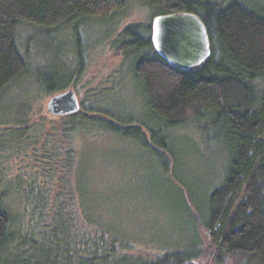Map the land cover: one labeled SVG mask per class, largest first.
I'll use <instances>...</instances> for the list:
<instances>
[{
  "label": "trees",
  "instance_id": "16d2710c",
  "mask_svg": "<svg viewBox=\"0 0 264 264\" xmlns=\"http://www.w3.org/2000/svg\"><path fill=\"white\" fill-rule=\"evenodd\" d=\"M138 1L152 10L151 21L103 28L111 74L87 80V53L95 44L83 26L113 19L125 0H0V98L19 79L27 78L29 88L2 109L0 124L11 128L0 134V151L16 146L35 170L21 190L17 183L5 186L0 175V264H264V0L255 9L239 0ZM179 12L194 13L207 31L210 55L192 70L168 63L151 41L153 18ZM29 28L65 31L82 47L78 61L41 73L39 55L32 58L25 47H33L29 37H19ZM126 69L143 97L139 117L123 96ZM67 89L79 100L74 113L51 115L46 106L35 113L43 94ZM195 120L227 155L222 176L209 190L198 189L197 200L186 188L197 215L180 198L191 240L179 250L144 249L107 222L103 209H93L99 198L89 191L88 146L76 154L75 138L132 141L147 156L149 172L179 192L185 188L176 172L181 146L172 131ZM6 198L16 202L14 211Z\"/></svg>",
  "mask_w": 264,
  "mask_h": 264
},
{
  "label": "rangeland",
  "instance_id": "374dc122",
  "mask_svg": "<svg viewBox=\"0 0 264 264\" xmlns=\"http://www.w3.org/2000/svg\"><path fill=\"white\" fill-rule=\"evenodd\" d=\"M215 1H223L222 3L226 4L231 0ZM260 1L239 0L254 9L260 5ZM151 13L152 10L143 6L138 0H125L124 11L117 12L113 19H102L103 24L92 21L83 26L84 32L89 33V38H93V44H95V47L87 53L89 56L87 80L94 77L102 79V77L105 78L111 74L112 52L108 50L106 44H102L103 40L100 36L103 28L112 27V30L118 31L129 23L147 25L151 21L149 20ZM65 35V31L57 33L53 29L29 28L26 33L21 31L19 37L20 39L29 37L33 47L30 45L25 47L29 55L33 56L32 58L39 55L38 69L47 75L61 70L60 66L65 61H78L82 47L76 45L73 37ZM31 70L33 71V69ZM123 76L125 80L122 82L123 96L127 100L129 108L139 112L136 113L139 117L143 114V97L140 96L138 87L131 81L132 75L127 69ZM27 82V78L19 79L18 84L8 88L0 98V118L4 115L2 109L8 105L11 106L15 100L22 96L23 92L27 93L29 89ZM260 86L264 87V83H260ZM50 97L51 95L46 93L38 99V103L34 107L35 113L39 107L46 106ZM129 108L126 109L128 110L127 115L132 114ZM199 124V121L195 120L172 131V134H175V147L181 146L177 151L176 172H178L179 180L182 182L181 184L185 185V188L183 189L181 186L179 192H177L178 190L174 191L170 184L158 177L155 178L149 172L148 165H146L149 163L145 161L147 156L142 150L133 146L132 141H127L122 137H105L104 135H98L97 138H83L77 135L75 138L76 154L81 155L86 145L88 146L85 149L88 156L84 157V160L87 159L88 162H91L87 172L89 191L98 192L99 198L98 208L93 202V209H97V211L103 209L104 211L101 212L107 222H113L117 228L124 229L129 233L130 240L137 242L144 249L156 253L163 248L179 250L186 244V240H191L193 227L184 214L186 211L180 198L185 200L184 203L190 210L189 212L192 215H197L199 208L190 203V195L186 188H189L194 199L197 200L198 196L202 195V190L198 191V189L207 187L209 190L219 183L222 176L220 164L222 167L225 166L227 155L220 149L215 135L212 133L204 137L201 135L200 130L196 128ZM9 128H11L9 124H0V134L8 133ZM0 141H2L1 138ZM194 141H198L197 145H194ZM16 149V146H12L9 150L0 151V175L6 180L5 186L8 183H17L20 185L18 189L21 190L35 170L32 160L22 153L19 154ZM35 165L40 170V165ZM83 180L85 181L84 177ZM9 188L11 189V187ZM10 199H5L6 209L14 211L16 202Z\"/></svg>",
  "mask_w": 264,
  "mask_h": 264
},
{
  "label": "water",
  "instance_id": "95a60500",
  "mask_svg": "<svg viewBox=\"0 0 264 264\" xmlns=\"http://www.w3.org/2000/svg\"><path fill=\"white\" fill-rule=\"evenodd\" d=\"M151 30L155 51L179 69L198 68L210 55L205 26L192 12L157 15L153 18ZM45 108L51 115H68L79 108V100L74 90L67 89L51 95Z\"/></svg>",
  "mask_w": 264,
  "mask_h": 264
}]
</instances>
